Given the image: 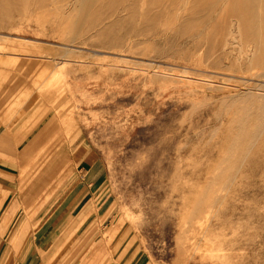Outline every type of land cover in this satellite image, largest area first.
Masks as SVG:
<instances>
[{
	"label": "rangeland",
	"instance_id": "rangeland-1",
	"mask_svg": "<svg viewBox=\"0 0 264 264\" xmlns=\"http://www.w3.org/2000/svg\"><path fill=\"white\" fill-rule=\"evenodd\" d=\"M263 6L0 0V264L67 205L82 149L109 211L60 221L45 264H264Z\"/></svg>",
	"mask_w": 264,
	"mask_h": 264
},
{
	"label": "crops",
	"instance_id": "crops-1",
	"mask_svg": "<svg viewBox=\"0 0 264 264\" xmlns=\"http://www.w3.org/2000/svg\"><path fill=\"white\" fill-rule=\"evenodd\" d=\"M80 147H83V145ZM77 157H79V163H83V166L80 170L79 167H75L76 169L74 168V170L76 171H73L79 174V186L70 189V200L64 208L59 209V214L56 217L55 221L48 225H45L43 234L31 240V242L29 243L30 249L28 247L26 250V253H28H25L26 255L24 257L21 256L20 258L23 261L21 262V264H28V261L29 264H45V253H47L48 249H53L55 245L60 241V237L55 238V236H53L56 228L61 225L60 221L67 220L69 216H71V213L76 211L80 206L84 207L83 209H85L88 204H91V201H94L93 204L95 208L90 210H95V212L97 213H101L104 211L105 214L109 211L108 208L105 209L106 202H103L105 201L106 194H101V199L97 201L96 196L98 195L96 193L98 192H93V187L99 186L98 188L100 189L106 183V174L104 169L102 168L100 159L97 157V155H95L93 151H83V149L77 152ZM72 202L77 203L76 206ZM58 220L59 222H57ZM49 245H51L52 247ZM46 248L47 250L45 251ZM139 260V256H133L131 258L130 264H139Z\"/></svg>",
	"mask_w": 264,
	"mask_h": 264
},
{
	"label": "bare ground",
	"instance_id": "bare-ground-1",
	"mask_svg": "<svg viewBox=\"0 0 264 264\" xmlns=\"http://www.w3.org/2000/svg\"><path fill=\"white\" fill-rule=\"evenodd\" d=\"M227 1H228V0H227ZM222 6H223V5H222ZM263 8H264V6H263ZM263 8H262V9H263ZM263 10H264V9H263ZM263 12H264V11H263ZM263 12H262V13H263ZM216 17H217V16H216ZM216 17H215V18H216ZM212 18H213V17H212ZM212 18H211V19H212ZM214 20H215V19H214ZM210 21L212 22V21H213V19H212V20H210ZM211 22H210V24H211ZM205 24H206V23H205ZM208 24H209V23H208ZM208 24H207V25H208ZM207 25H206V26H207ZM204 28H206V27L204 26ZM204 28H203L202 30H204V31H205V29H204ZM206 29H208V28H206ZM201 32H202V31H200V33H201Z\"/></svg>",
	"mask_w": 264,
	"mask_h": 264
}]
</instances>
